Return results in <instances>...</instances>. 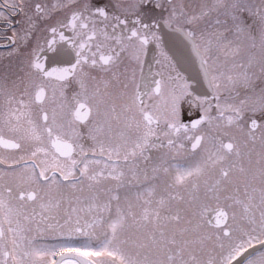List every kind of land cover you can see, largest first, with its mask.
I'll return each mask as SVG.
<instances>
[{
	"label": "snow or ice",
	"instance_id": "obj_1",
	"mask_svg": "<svg viewBox=\"0 0 264 264\" xmlns=\"http://www.w3.org/2000/svg\"><path fill=\"white\" fill-rule=\"evenodd\" d=\"M0 264H264V0H0Z\"/></svg>",
	"mask_w": 264,
	"mask_h": 264
}]
</instances>
